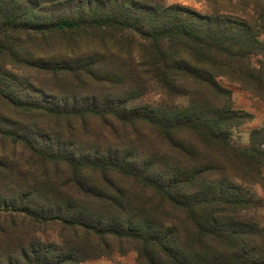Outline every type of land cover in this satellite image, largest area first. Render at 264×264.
I'll use <instances>...</instances> for the list:
<instances>
[{
    "label": "trees",
    "instance_id": "trees-1",
    "mask_svg": "<svg viewBox=\"0 0 264 264\" xmlns=\"http://www.w3.org/2000/svg\"><path fill=\"white\" fill-rule=\"evenodd\" d=\"M209 4L0 0V264H264V124L236 143L220 82L264 103V0Z\"/></svg>",
    "mask_w": 264,
    "mask_h": 264
},
{
    "label": "rangeland",
    "instance_id": "rangeland-1",
    "mask_svg": "<svg viewBox=\"0 0 264 264\" xmlns=\"http://www.w3.org/2000/svg\"><path fill=\"white\" fill-rule=\"evenodd\" d=\"M209 1L214 0H165V2L169 5H180L188 7L202 14H209L211 12L209 9ZM220 82L223 86L231 89L235 102V108L249 112L255 117L254 121L239 129L233 130L231 133L236 143L241 145L248 144L251 131L256 128H259L264 124V103L258 100L257 98L253 97L237 85L230 84L226 80H221ZM158 100V96H156L155 94H151L150 96L146 97L145 102L152 103L157 102ZM246 190H248L251 196L263 202V207L258 210L256 218L259 223L264 226V186H249L246 187ZM39 236L43 239L50 238L52 241L58 240L57 233L54 229H48L46 230V235L39 234ZM135 258L136 254L130 253L125 256L114 255L110 258L91 260L82 264H133Z\"/></svg>",
    "mask_w": 264,
    "mask_h": 264
}]
</instances>
